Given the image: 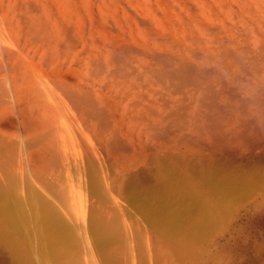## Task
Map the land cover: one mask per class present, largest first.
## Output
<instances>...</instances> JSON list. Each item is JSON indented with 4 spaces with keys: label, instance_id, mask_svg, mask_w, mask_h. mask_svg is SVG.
Listing matches in <instances>:
<instances>
[{
    "label": "rangeland",
    "instance_id": "374dc122",
    "mask_svg": "<svg viewBox=\"0 0 264 264\" xmlns=\"http://www.w3.org/2000/svg\"><path fill=\"white\" fill-rule=\"evenodd\" d=\"M170 158L264 172V0H0V182L102 214L110 264H264L263 185L203 244L131 212L128 182L158 187ZM86 249L80 264H104Z\"/></svg>",
    "mask_w": 264,
    "mask_h": 264
},
{
    "label": "bare ground",
    "instance_id": "6f19581e",
    "mask_svg": "<svg viewBox=\"0 0 264 264\" xmlns=\"http://www.w3.org/2000/svg\"><path fill=\"white\" fill-rule=\"evenodd\" d=\"M182 160H159L162 169L172 173L158 179L154 183L158 187L151 184L143 193L128 182L126 199L139 219L188 247L203 244L220 220L264 186V172L234 180L214 171L207 178L206 166L201 165L202 171L199 165ZM176 165L192 170L197 181L174 172L171 168ZM161 181L165 182L160 185ZM75 201L74 216H68L32 181L15 178L10 183L0 182V244L9 250L15 264H80V254L86 248L96 251L104 264L113 261L106 249L115 240L116 226L96 211L82 212Z\"/></svg>",
    "mask_w": 264,
    "mask_h": 264
}]
</instances>
